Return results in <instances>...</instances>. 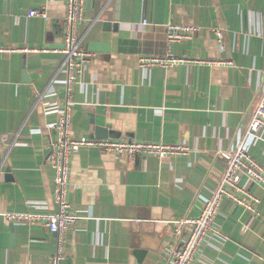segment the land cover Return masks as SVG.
I'll use <instances>...</instances> for the list:
<instances>
[{"label": "crops", "instance_id": "0c3cea01", "mask_svg": "<svg viewBox=\"0 0 264 264\" xmlns=\"http://www.w3.org/2000/svg\"><path fill=\"white\" fill-rule=\"evenodd\" d=\"M35 9L47 17L30 15ZM65 14L66 0H0V138L13 142L7 152L0 140V264H51L56 251L43 223L3 212L57 209L55 171L41 146L56 136L58 113L45 112L41 93L53 75L63 77L61 54L32 49L62 45ZM168 22L200 30L168 44ZM79 34L94 57L75 84L70 132L100 137L95 124L109 139L186 141L192 150L134 161L95 146L76 152L68 200L83 217L66 235L60 264H172L182 238L172 220L200 213L225 171L218 150L237 145L262 95L264 0H87ZM169 51L232 63L139 65L140 56ZM54 86L62 103L63 85ZM250 153L264 165V128ZM250 189L260 213L224 198L193 264H264V185Z\"/></svg>", "mask_w": 264, "mask_h": 264}, {"label": "built area", "instance_id": "2783aa9c", "mask_svg": "<svg viewBox=\"0 0 264 264\" xmlns=\"http://www.w3.org/2000/svg\"><path fill=\"white\" fill-rule=\"evenodd\" d=\"M87 0H66V14L64 18L63 43L57 47L43 46L33 48V51H53L61 54L59 72L63 77L53 75L51 82L42 93L45 112H57L58 118L50 124L56 132L54 138L49 137L41 146L47 152V159L55 171V187L53 197L57 209L49 212L7 211L3 215L10 221L41 222L57 236V247L52 256L51 264H60L66 256V235L77 221L83 216L72 210L68 200L70 190V173L72 157L83 147L95 146L105 152H110L118 158L134 161L140 155H155L160 158L178 157L188 154L192 147L186 141L176 143L149 142L136 139H109L93 136L73 135L69 126L75 104L74 88L79 76L90 64L94 52L86 48L80 36V26L85 21ZM30 15L47 17L45 10H31ZM144 20L142 24H146ZM167 42L171 44L182 39L192 38L200 27L196 24H181L168 22L166 26ZM215 33L220 47L224 48V34L221 29ZM182 62H195L209 65H228L231 60L212 58H189L175 56L170 51L164 56H140L139 65L147 70L154 66L170 67ZM62 83L65 97L62 103L56 99L54 84ZM262 95L253 112L247 127L238 137V143L231 148H221L218 153L225 159V171L214 193L207 198L197 216H185L172 220L175 230L182 236L181 243L175 252L172 264H193L200 244L214 231V219L220 212L221 202L228 198L238 206L244 207L253 215L260 213L261 199L255 195L250 185L259 183L264 185V165L250 153L252 146L259 138L264 128V72L260 82ZM52 99H49L51 98ZM9 152L13 142L3 135L0 138ZM247 178L243 182V178ZM185 228V229H184Z\"/></svg>", "mask_w": 264, "mask_h": 264}, {"label": "water", "instance_id": "95a60500", "mask_svg": "<svg viewBox=\"0 0 264 264\" xmlns=\"http://www.w3.org/2000/svg\"><path fill=\"white\" fill-rule=\"evenodd\" d=\"M111 22H105V26L106 25H110ZM102 45L101 44H96V43H91L90 44V49H97V48H101ZM107 50V49H104ZM93 122V121H92ZM108 128L104 127V126H97L95 124L91 125V133H94L96 136H100V137H105L107 138L109 136L108 134Z\"/></svg>", "mask_w": 264, "mask_h": 264}, {"label": "rangeland", "instance_id": "374dc122", "mask_svg": "<svg viewBox=\"0 0 264 264\" xmlns=\"http://www.w3.org/2000/svg\"><path fill=\"white\" fill-rule=\"evenodd\" d=\"M114 139V138H113Z\"/></svg>", "mask_w": 264, "mask_h": 264}]
</instances>
